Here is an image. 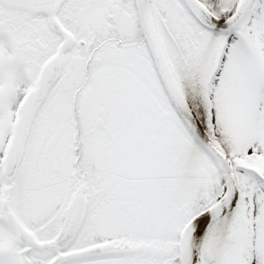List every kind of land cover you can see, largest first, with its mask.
Segmentation results:
<instances>
[{
    "label": "snow or ice",
    "instance_id": "6c2138e0",
    "mask_svg": "<svg viewBox=\"0 0 264 264\" xmlns=\"http://www.w3.org/2000/svg\"><path fill=\"white\" fill-rule=\"evenodd\" d=\"M0 264H264V0H0Z\"/></svg>",
    "mask_w": 264,
    "mask_h": 264
}]
</instances>
